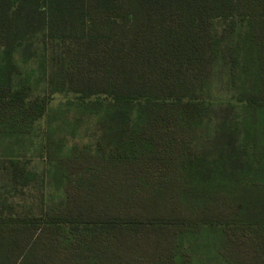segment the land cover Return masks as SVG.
<instances>
[{"label":"trees","instance_id":"1","mask_svg":"<svg viewBox=\"0 0 264 264\" xmlns=\"http://www.w3.org/2000/svg\"><path fill=\"white\" fill-rule=\"evenodd\" d=\"M0 189V264H264V0H0Z\"/></svg>","mask_w":264,"mask_h":264},{"label":"rangeland","instance_id":"2","mask_svg":"<svg viewBox=\"0 0 264 264\" xmlns=\"http://www.w3.org/2000/svg\"><path fill=\"white\" fill-rule=\"evenodd\" d=\"M218 21L222 22V20H218ZM72 97H73L72 95H66V94H53L47 98V102L50 104V106L55 107L59 103L65 101L67 99H71ZM231 105L233 108H235V110H238L239 106H240V104H238L236 102H231ZM42 124H43L42 120H39L37 122L38 127H41ZM58 132H59V135H61V136H65V134H66L64 131H58ZM32 139L33 140L27 141L24 144V146L26 148H29V151L27 152V154L29 156L28 158H30L31 162H32V163H30L29 169L34 171V173L36 175H40L43 164L41 163L40 158L35 156V152H36L35 150H36V146H37L36 140L37 139H34V138H32ZM39 179H40V177L36 178V180H34L31 183L30 187H27L25 189L26 193L23 196L17 195L15 197H12L9 199V201H12L13 206H14V210L16 212L24 213V212L28 211L29 209L33 208L32 201H31L29 195L34 194L35 196H38L39 191H36V188H37V184H38ZM0 192H2L1 197H7L11 194V193H6L1 189H0ZM15 263H16V260L12 258V259L8 260V262L5 264H15Z\"/></svg>","mask_w":264,"mask_h":264}]
</instances>
